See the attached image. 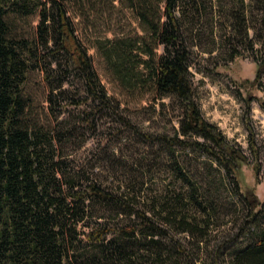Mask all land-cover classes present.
Returning <instances> with one entry per match:
<instances>
[{
  "label": "rangeland",
  "instance_id": "1",
  "mask_svg": "<svg viewBox=\"0 0 264 264\" xmlns=\"http://www.w3.org/2000/svg\"><path fill=\"white\" fill-rule=\"evenodd\" d=\"M74 3L68 7L76 33L118 111H97L96 130L82 126L78 109L69 104L83 93L76 72L65 75L61 88L66 91L49 105L51 87L44 75H59L53 63V71L40 65L29 74L32 116L74 126L76 135L68 141L67 152L93 170L103 185L129 197L125 211L131 213L117 215L107 207L108 220L124 225L138 221L137 211H145L163 228L155 238L169 253L158 264H231L232 250L264 229V63L258 71L264 60V0H198L193 11L182 15L196 98L203 115L246 154L237 169H228L202 146L189 143L206 142L204 137L178 134L175 95L160 92L148 80L128 87L117 75L104 50L108 38L131 39L141 60L155 45L130 0ZM159 4L165 20L164 1ZM38 18L37 12L16 17L18 34L33 38ZM156 51L162 53L163 45ZM139 69L147 73L143 62ZM163 133L185 141L170 144L159 138ZM164 201L178 202L174 210L188 213L196 224L194 232L160 214Z\"/></svg>",
  "mask_w": 264,
  "mask_h": 264
},
{
  "label": "trees",
  "instance_id": "2",
  "mask_svg": "<svg viewBox=\"0 0 264 264\" xmlns=\"http://www.w3.org/2000/svg\"><path fill=\"white\" fill-rule=\"evenodd\" d=\"M159 1L130 0L154 40L148 58L141 60L131 39L108 38L105 54L128 87L148 80L160 92L175 95L178 134L204 137L206 142L189 143L202 146L228 169H237L246 154L203 115L196 98L182 15L193 11L198 0H163L165 20ZM74 2L81 0H0V264H158L169 253L155 238L163 228L145 211H137L139 220L124 225L108 220L107 207L117 215L131 213L125 211L129 197L103 185L93 170L67 152L68 141L76 135L74 126L53 124L29 111L34 103L28 90L30 72L40 65L53 71L56 64L59 75H44L51 87L49 105L66 91L61 88L65 75L76 72L83 93L69 104L78 109L82 126L96 130L97 111H118L76 33L68 7ZM36 12L33 38L19 35L16 17ZM159 44L162 53L156 51ZM140 62L147 73L139 69ZM55 87L60 91L54 93ZM179 135L163 133L159 138L170 144L185 141ZM161 207L167 221L194 232L196 224L188 213L174 210L178 202L164 201ZM231 264H264V229L232 250Z\"/></svg>",
  "mask_w": 264,
  "mask_h": 264
}]
</instances>
